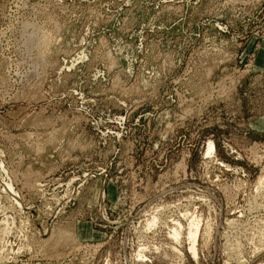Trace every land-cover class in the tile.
<instances>
[{"label": "rangeland", "instance_id": "1", "mask_svg": "<svg viewBox=\"0 0 264 264\" xmlns=\"http://www.w3.org/2000/svg\"><path fill=\"white\" fill-rule=\"evenodd\" d=\"M0 264H264V0H0Z\"/></svg>", "mask_w": 264, "mask_h": 264}, {"label": "bare ground", "instance_id": "2", "mask_svg": "<svg viewBox=\"0 0 264 264\" xmlns=\"http://www.w3.org/2000/svg\"><path fill=\"white\" fill-rule=\"evenodd\" d=\"M39 43V42H38ZM38 46V45H37ZM7 184V183H6ZM44 206V205H43ZM26 207V206H25ZM18 209V208H17ZM167 216V215H166ZM154 222V220L152 221ZM151 222V223H152ZM183 228V227H182ZM176 229V228H175ZM44 233V232H43ZM198 234V225L197 224H192V228L189 232V238L191 239V248L190 250L192 251L193 255L196 256V249H195V243H196V237ZM175 238H177L180 234L178 233V231L174 230V234ZM173 236V237H174ZM51 239V238H50ZM27 247V246H26ZM21 248V247H20ZM14 252V251H13ZM148 259V258H147ZM7 261V260H6Z\"/></svg>", "mask_w": 264, "mask_h": 264}]
</instances>
